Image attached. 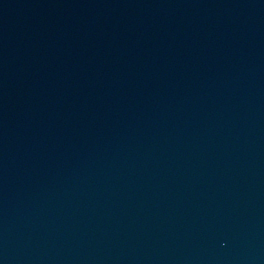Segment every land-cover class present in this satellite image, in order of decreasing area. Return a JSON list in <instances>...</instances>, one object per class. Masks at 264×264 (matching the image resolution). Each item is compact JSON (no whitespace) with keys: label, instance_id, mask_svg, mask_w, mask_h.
<instances>
[{"label":"water","instance_id":"obj_1","mask_svg":"<svg viewBox=\"0 0 264 264\" xmlns=\"http://www.w3.org/2000/svg\"><path fill=\"white\" fill-rule=\"evenodd\" d=\"M0 264H264V0H0Z\"/></svg>","mask_w":264,"mask_h":264}]
</instances>
